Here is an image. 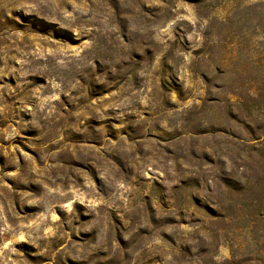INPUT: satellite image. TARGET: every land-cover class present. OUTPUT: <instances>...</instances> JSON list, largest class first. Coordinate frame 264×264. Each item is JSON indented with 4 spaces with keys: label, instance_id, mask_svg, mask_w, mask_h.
I'll return each instance as SVG.
<instances>
[{
    "label": "rangeland",
    "instance_id": "374dc122",
    "mask_svg": "<svg viewBox=\"0 0 264 264\" xmlns=\"http://www.w3.org/2000/svg\"><path fill=\"white\" fill-rule=\"evenodd\" d=\"M259 87L264 0H0V264H264Z\"/></svg>",
    "mask_w": 264,
    "mask_h": 264
},
{
    "label": "trees",
    "instance_id": "16d2710c",
    "mask_svg": "<svg viewBox=\"0 0 264 264\" xmlns=\"http://www.w3.org/2000/svg\"><path fill=\"white\" fill-rule=\"evenodd\" d=\"M256 94L254 96H252L251 98L252 99H261L263 104H264V87H259L256 89ZM263 128H264V125H263ZM264 158V156H263ZM259 165V164H258ZM257 169V175H256V178H257V181H258V184L260 183L261 184V188H262V191L264 192V159L262 161V164L261 166H254L252 168L250 167H247L246 168V173H249V172H253L254 169ZM262 215L264 216V212H262Z\"/></svg>",
    "mask_w": 264,
    "mask_h": 264
}]
</instances>
